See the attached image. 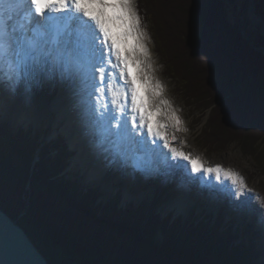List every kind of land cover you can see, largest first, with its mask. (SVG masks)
I'll return each instance as SVG.
<instances>
[{
  "label": "trees",
  "instance_id": "obj_1",
  "mask_svg": "<svg viewBox=\"0 0 264 264\" xmlns=\"http://www.w3.org/2000/svg\"><path fill=\"white\" fill-rule=\"evenodd\" d=\"M237 8L236 0L137 4L186 98H201L203 106L212 107L205 144L225 149L236 142L258 158L264 155V101L258 102L264 88L257 92L249 82L264 72V34L243 16L258 49L249 55L240 24L231 20ZM241 10L246 13V0ZM255 12L264 20V0H255ZM249 99L254 111L245 103ZM12 130L0 125V209L49 264H254L250 247L235 244L236 234L220 219L210 223L193 213L183 223L180 217L171 221L172 214L161 218L153 211L157 196L150 206L145 201L120 206L118 195L99 201L95 191L83 192L77 180L62 174L68 164L62 141H43L31 128Z\"/></svg>",
  "mask_w": 264,
  "mask_h": 264
},
{
  "label": "snow or ice",
  "instance_id": "obj_2",
  "mask_svg": "<svg viewBox=\"0 0 264 264\" xmlns=\"http://www.w3.org/2000/svg\"><path fill=\"white\" fill-rule=\"evenodd\" d=\"M135 4L136 0H0V101L5 92L19 97L25 107L44 99V94L57 103L66 100L69 112L80 117V135L92 137L90 144L102 152L109 151L106 145H122L120 169L125 175L139 170L150 177L157 171L151 161L136 155L148 150L142 136L146 131L153 142H162L173 160L186 161L192 174L214 173L220 181L223 173L231 181L235 206L247 210L241 198L251 190L244 178L220 165L204 167L199 157L171 146L168 124L157 117H166L176 130L182 121L165 98V86L151 74L147 34ZM258 212L264 225V204ZM25 250L32 257L30 264H39L30 246Z\"/></svg>",
  "mask_w": 264,
  "mask_h": 264
},
{
  "label": "rangeland",
  "instance_id": "obj_3",
  "mask_svg": "<svg viewBox=\"0 0 264 264\" xmlns=\"http://www.w3.org/2000/svg\"><path fill=\"white\" fill-rule=\"evenodd\" d=\"M242 2L243 0H236L238 8L236 9V13H234L235 15L234 19H233V16L231 15V20L233 21L234 24L236 23L240 24L241 28L240 27L239 28L241 31L240 33H241L242 39L248 42L249 49L255 53L258 51V49L257 47H255V42L252 39V36L250 33L251 31L250 27L243 22V16L247 14V10H246V13L243 14L241 10ZM246 2H247V7H248V0H246ZM137 4H138V0H136V4H135L136 8H137ZM231 7L229 8L231 9ZM148 11H149V8H148ZM144 17L146 18V16ZM147 21H148L147 19L145 21H141V28L147 34L145 44L151 54L150 60H149V63H151L152 65L151 74L155 79H158L161 82V84L165 86V89H166L165 98L171 102L172 108L176 109V115H178L182 121V123L179 126L180 130L175 129L176 130L175 133L168 132V135H170V137H172L173 135L175 136V140H172L171 138L170 140H172L174 144L178 145L179 150L184 151L185 153L191 154V156L193 157H199L204 167H207L208 166L207 164H209V167L220 165L225 170L234 171L240 177L244 178L247 188L251 190V191H247L248 194L250 195V198L248 200V203L246 204L248 205V209L245 211H241L235 206L236 197L234 195H230V193L233 192V189L228 188L227 189L228 194H226L227 195L226 200L228 201L230 205L232 204V207L227 208L226 205L222 203L223 201L220 198L216 199L213 197V195L212 196L210 195L206 197V198H209L210 200L208 199L203 200V202L198 201L197 203H195V205L190 203L188 207L184 210L185 212L179 211V213H182V214L177 216L176 214H174V211H172V209L167 210L166 208L170 204V201H173L174 198L176 199L178 198L177 196L179 195L180 187H178L177 190L176 189L173 190V188L171 187L170 191L166 193L167 198L166 197L164 198V192H166V189L169 186L168 183L164 181L163 184L155 183V185L158 187L160 185L159 189H162V188L164 189H162L163 194L156 201V205L153 211L157 213L161 218H164L163 216L167 215L166 212L170 211L171 214L173 213V215L171 216V221H173L174 219H177V217L178 218L180 217L181 223H183L184 221H186V219L191 217L192 213H193V216L198 217L199 220L203 219L204 218L203 216L208 217V219L206 218L205 219L206 221L208 220L207 222H210V223H213V221L216 219L218 220L220 219L222 226L230 227L231 229H233L232 233L234 235L236 234V238L238 239L236 241V244L241 242L240 241L241 237L246 238V241L244 240L243 242L242 240V242L247 244V246L250 247L249 248L250 252L252 251L253 254L254 253L257 254V258H255V254L252 256L253 263L261 264V255H262V252H264V225H262L259 222L258 209L260 205L264 204V155L257 158L253 154L245 152L241 148V146L237 144L236 142L228 145L225 149H220L216 147L213 148L214 145L205 144V139H203L202 136H203L204 128L206 125L205 123L209 119L212 107L206 108L205 105L203 106V104L200 102L202 101L201 98H198V97L186 98V94L184 95V93L187 90L181 86V83H179V79L177 77L174 78L175 69L174 68L171 69V66H166L165 61L168 58L167 57L168 54L166 55V53L165 54L161 53L162 52L161 49H158V47H160L159 43H157V41L155 40V35L151 33L152 32L151 24L149 23V21L148 22ZM114 31H119L118 26H114ZM215 60L216 59H214L213 63H215ZM183 67H184V64L182 65L181 63L180 66L177 67L178 71H180V69H182ZM252 71L253 73H255L256 70L254 69ZM214 74L216 73L214 72ZM171 75H173L174 77H172ZM245 76L249 78L248 74ZM250 80H251L249 82L250 84L249 83H246V84H249L251 87H255L256 89L254 90H256L257 92H258L257 90L258 87H261L262 89L264 88V72L263 74L258 73L257 76H255L254 78ZM38 100L39 102L41 101L40 98H38ZM262 101H264V98H258V102L261 103ZM20 102L17 108L19 107ZM245 103L250 109L255 107L254 102L252 101V104H251L250 99L247 100ZM48 108H51V107H48ZM48 108L47 110H49ZM16 109L13 112H15ZM164 111H168V109H164ZM50 112L51 113L45 116L38 123H36L33 120L32 122H29L27 124H23L20 122H17L18 123L17 124L11 118H9V116H6L8 117L7 119H5V117H0V124H4L5 122L7 125H10L12 127L13 129L12 131H15V128L19 125H22L25 128L31 127L32 132L35 131L38 134H40V139H43V141L54 142V141H58V136L60 135L61 130L63 129L62 127L63 124L57 120V115L54 111H50ZM157 118L160 119L163 123H167L168 126L172 127L171 121L168 120L166 117L159 116ZM43 134L45 136L42 138L41 135ZM260 139L261 140L264 139L263 134L260 137ZM65 141H66L65 144L67 146L66 150L70 153L71 152L76 153V149L75 148L73 149L70 146L67 139ZM161 147H163V145ZM170 158H171V153H170ZM72 160L73 158L70 159V164L68 168L66 169V172H64L63 174H67L65 177L71 180H74V179L77 180V182H79V184L84 188L83 192H86L85 184H89L91 188L88 187L89 189L87 188V190H90V191H94L93 189L102 188V191H101L102 196L98 198V200L100 199L99 201L103 200V202H106L110 197L111 198L114 197L116 191H118L117 195L119 197L120 206H124V204L131 203V202L138 204L142 201H145L148 204V206L152 205L151 202L155 194L152 190H148L149 188L147 189L148 187L147 182L143 181L141 182L139 186H134V185L132 187L130 186V189H128V192L123 191L124 189L123 187H121L120 180H119L120 185L117 183L116 184L114 183L113 186H110V187L109 186L107 187V185L97 186L96 183L91 184L85 180L82 167L78 163L74 164V161ZM180 161L182 162V160H175V162L176 163L179 162V164L181 163ZM182 165L183 166L186 165L187 168L189 169L191 168L190 165H188L186 161H183ZM80 174H82L83 176L81 177ZM201 175L202 177L207 178L206 175H204L203 173H201ZM195 177L199 178V175L195 174L194 178ZM144 180H147V177H144ZM178 181L180 180H177L176 182ZM123 192L124 194L122 197L121 193ZM218 194L219 193H217V195ZM126 195H128L127 198H125ZM170 197H174V198L171 199ZM185 197H187V195ZM213 202H215L216 207L219 209L214 210L216 207L215 208L213 207L214 206ZM217 204H220V206H217ZM201 209L204 210V212H202ZM173 216L175 218H173Z\"/></svg>",
  "mask_w": 264,
  "mask_h": 264
},
{
  "label": "bare ground",
  "instance_id": "obj_4",
  "mask_svg": "<svg viewBox=\"0 0 264 264\" xmlns=\"http://www.w3.org/2000/svg\"><path fill=\"white\" fill-rule=\"evenodd\" d=\"M133 71H135V70L133 69ZM4 95L5 96H3L2 101H0V113L1 112L2 113L3 112L9 113L11 116V119L16 123L20 122L23 124H27L29 122H32L33 120L36 123H38L45 116H47L49 113H51L50 111H54L56 113L57 120L63 124V126H62L63 129L61 130V133H63L65 135L70 146L73 149L74 148L76 149L77 155H74V158H73L74 164L75 163L80 164V166L83 169V174L85 176V180L88 183L98 184L99 181H102V179H105V177L107 176V168H108V166H110L108 164V160H111L113 158H117L116 159V163H117L116 165L117 166L115 168L117 169L120 166V159H122V158H120V150H121L122 145L120 143H116L114 145H106V147L109 149V151L108 152H102L99 149H97L95 147V145L90 144L89 141L92 139V137L85 138L82 135H80V132H79L80 117H79V115H77L75 113L69 112L68 102L66 100L62 101L60 103H57L53 96L48 95V94H44L45 98L41 99L40 102L37 99L31 107H25L22 100L19 97H12L7 92H5ZM19 102H20V105L17 108ZM11 106L14 107V110L17 108L15 112H11L12 111ZM48 107H51V108H48ZM47 108L49 110H47ZM31 117H33V118H31ZM179 129H180V127H179ZM166 132L168 135V132L169 133H175L176 130L173 127L168 126ZM142 136L147 141V145H149V146L156 147L159 144H160V146L163 145L161 141L153 142L151 138H148L146 131H142ZM168 137H169V139L172 138V137H170V135H168ZM95 139L96 140L101 139V134L99 133V131H97L95 133ZM170 141H171V146L176 147L179 150L178 145L174 144L172 140H170ZM93 157H95L94 161H93ZM145 159H147V158H145ZM172 159L173 158L171 156L170 160H172ZM182 163H183V160L181 162V165H182ZM207 165H208L207 167H209V164H207ZM137 172H139V170H137ZM97 173H99V174H97ZM157 173H160L161 175L166 174L164 172H159V171ZM197 174L199 175V178H200L201 174L200 173H197ZM190 175L192 176L193 179H195L194 178L195 174L191 173V168H190ZM206 177H207L206 179L209 178V181H211L213 184H215L214 186L217 187L219 194L216 197L220 198L223 201L222 203H224V205H226L227 208L232 207V204L230 205L228 203V201L226 200V196H227L226 194H228L227 188L233 189L232 185H231V181L229 179L225 178L223 173H221L220 181L216 180V175L214 173L206 175ZM127 180L129 183H131L129 181V179H127ZM149 180L151 181V179L148 178L147 181H149ZM182 180H184V179L182 178ZM105 181H106V185L107 184L110 185V182H107V180H104V182ZM176 181L177 180L174 177H173V179L168 178L167 182L170 183V184H168L169 185L168 189H171V187H172L173 190H175V188L177 186L181 185ZM181 182L183 183L185 181H181ZM184 185H188V184H184ZM186 187H188V186H186ZM186 187L181 188V191L179 192V195L177 196L178 198L177 199L174 198L173 201H170V204L166 208L167 210L172 209V211H174V214H176L177 216L182 214V213H179V211L185 212L184 210L190 204L188 197H185L187 195V191L184 190ZM192 190H194V189L189 190V192H192ZM127 196L128 195H126L125 198H127ZM249 198H250V195L248 194V192H246L245 196L242 197L241 199H244L245 203L247 204Z\"/></svg>",
  "mask_w": 264,
  "mask_h": 264
},
{
  "label": "water",
  "instance_id": "obj_5",
  "mask_svg": "<svg viewBox=\"0 0 264 264\" xmlns=\"http://www.w3.org/2000/svg\"><path fill=\"white\" fill-rule=\"evenodd\" d=\"M246 16L251 26L262 29L264 34V20L255 12V0H248ZM251 53L248 50V54ZM29 246L36 253L39 264H49L17 221L0 209V264H30L32 257L25 250Z\"/></svg>",
  "mask_w": 264,
  "mask_h": 264
}]
</instances>
